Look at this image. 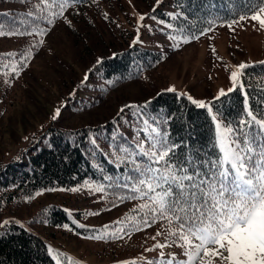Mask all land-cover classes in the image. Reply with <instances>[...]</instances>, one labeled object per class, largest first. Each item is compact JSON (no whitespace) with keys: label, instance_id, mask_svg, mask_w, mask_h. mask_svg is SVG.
<instances>
[{"label":"trees","instance_id":"trees-1","mask_svg":"<svg viewBox=\"0 0 264 264\" xmlns=\"http://www.w3.org/2000/svg\"><path fill=\"white\" fill-rule=\"evenodd\" d=\"M94 1L68 0L69 6L63 15L52 16V12L59 11L58 6L47 8L42 0H0V27L5 32L0 39L15 43L14 48H0V101L15 94L13 77H16V72L21 73L22 68L31 65L35 54L65 16L76 7ZM60 2L62 0H56L57 5ZM259 3L260 0H162L154 7L155 10H150L146 19L197 25L194 28L200 32L218 23L238 19ZM49 20L52 23H48ZM209 21L214 23L209 24ZM41 29L45 33L43 36L37 34ZM9 32L16 34L8 35ZM41 40L42 44L39 43ZM163 59L161 51L137 43L106 55L90 72L84 73L77 86H71L68 100L61 103L62 107H57L62 110L55 120L53 116L49 123L43 118L38 119L16 139L10 136L0 138V264H57V258L61 264H68L67 257H72L69 252L57 251L56 257L49 252L48 241L37 231L47 227L63 233L64 225H73L72 214L83 217L85 207L103 206L106 210L116 205L130 206L119 221L108 225L114 230L109 235H101L107 243H114L121 235V229L136 235L152 231L151 227L156 225L167 228V222L163 220L151 223L150 214L147 219L151 226H147L144 223L145 212L138 208L144 200L132 191L140 178L134 168L136 164L147 167L149 162L147 158L135 155V145L143 141L145 149H148V137L156 135L152 132L155 128L169 146L175 145L171 163L183 165L191 159L201 170L207 171L204 162L221 156L216 124L209 108L198 107L178 91L162 90L146 102L135 103L123 111L118 109L103 123L70 127L64 124L68 118L63 117L65 113L79 114L98 105L109 91L140 79ZM260 62L251 63L244 69L245 91L238 87L211 100L212 110L231 126L234 137L241 136L239 121L247 119L244 111L246 99L249 108L264 117V63ZM8 71H12L9 77L5 76ZM5 114L0 106V128ZM244 131L249 130L245 128ZM252 134L255 135V130ZM122 149H127V152ZM154 166L163 167L162 164ZM125 184L128 187H124ZM79 185L102 186L103 191L99 192L106 206L96 204L89 207L87 202L79 204L81 202L77 201L70 205L73 208L69 210L55 201L43 204L34 212L40 204V201L34 203L38 193L54 194L49 189ZM5 221L9 223L5 224ZM31 227L38 229L31 230ZM75 228L89 235L105 229L104 226ZM69 230L72 231L71 228ZM123 240L118 243H125ZM61 253L64 255H58Z\"/></svg>","mask_w":264,"mask_h":264},{"label":"rangeland","instance_id":"rangeland-1","mask_svg":"<svg viewBox=\"0 0 264 264\" xmlns=\"http://www.w3.org/2000/svg\"><path fill=\"white\" fill-rule=\"evenodd\" d=\"M156 5V0H95L70 11L48 36L31 65L22 68V72H16V77H13L15 94L12 93L10 97L6 96L0 101V106L6 111L0 128V138L10 136L16 139V136H20L38 119L43 118L49 123L57 107H62L61 103L68 100L71 86H77L84 73L90 72L97 60L127 48L137 36L139 46L161 51L164 55L163 61L140 79L109 91L98 105L79 114L65 113L64 115H70H63L68 118L64 121L65 125L76 127L103 123L118 109L146 102L153 95L169 88L188 98L202 100L207 108H211V100L219 97L221 89L227 93L229 88H233L231 73L237 70L236 66L264 60V29L259 28L258 22L240 21L232 28L227 26L228 22L218 23L209 27L212 31L200 35L205 29L197 32L194 28L197 25L174 23L172 20H147V14ZM140 15L145 16L143 21H139ZM193 35L199 36V39L183 42V37L190 38ZM8 47L14 48L15 43H10L6 38L0 39V48ZM16 70L17 68L14 71ZM12 71H8L5 76H11ZM241 84L245 91L243 75L236 82L235 89L241 87ZM211 113L216 118V131L217 124L221 128H231L212 108ZM17 124L20 125L14 127ZM231 135L234 137L233 132ZM12 139H9L10 142ZM72 188H78L79 191H67ZM59 189L54 194L39 193L34 203L40 201V204L34 208V212L43 204L55 201L69 210H72L74 202L77 201L81 202L79 204L87 202L89 207L103 204L104 201L102 193L94 191V186L79 185ZM103 205L106 206L105 203ZM85 208L83 217L72 214L73 225L64 228L63 233L47 227L40 231L38 227H31V230L38 229L37 233L53 249V255L56 256V252L60 250L69 252L68 255L74 257L79 264H125L132 261L135 264H149L150 261L159 264L161 249H147H153L158 242L172 241V238L167 237L166 229L158 225L151 227L152 231L136 235L122 231L119 236L125 239L122 244L118 243L123 239L119 237L114 243H107L104 239H89L87 237L106 233L109 235L114 229L107 227L89 235L75 227L108 226L119 221L130 206L128 208L116 205L106 210L103 206ZM157 232H163L164 235L157 236ZM163 251L165 258L175 254L177 261L186 259L182 254L183 249L175 245L164 248ZM120 252L125 253L117 254Z\"/></svg>","mask_w":264,"mask_h":264},{"label":"snow or ice","instance_id":"snow-or-ice-1","mask_svg":"<svg viewBox=\"0 0 264 264\" xmlns=\"http://www.w3.org/2000/svg\"><path fill=\"white\" fill-rule=\"evenodd\" d=\"M42 2L47 8L58 6L59 11L52 12V16L63 15L69 6L68 0H62L58 5L56 0H52L51 3L49 0ZM161 2L162 0H156L157 5ZM138 19L143 21L145 16L140 15ZM246 20L258 22L259 28L264 29V0H260V3L249 13L228 22L227 26L232 28L233 25ZM48 23H52V20ZM213 23L214 21H209V24ZM137 31L139 32V28ZM208 31L212 29H205L200 35ZM37 34L43 36L45 33L41 29ZM2 35H5V32L0 27V36ZM170 38L176 39V37ZM189 39H199V36L183 37V42L187 43ZM138 40L139 36L133 44ZM39 43L42 44L43 40ZM97 63H100V60H97ZM249 66L245 63L236 66L237 70L231 73L233 88H229L228 92L235 89L236 82L243 75L242 70ZM87 78L86 74L85 80ZM240 86L243 87L242 84ZM167 91L174 89L169 88ZM224 95L226 93L221 89L219 96ZM189 99L198 107H207L202 100H194L191 97ZM208 110L211 112V108ZM244 111L247 119L239 121L241 133L239 137L231 135L233 129L221 128L217 124V143L221 156L211 162H204L207 171L201 170V167L191 159L183 165L171 163V154L175 145L169 146L155 128L152 132L156 135L148 137L150 141L148 149H145L143 141L135 145V155L145 157L149 162L147 167L142 168L136 164L134 168L140 178L133 185L132 191L144 200L138 208L145 212L144 223L147 226H151L147 219L149 214L151 223H156L157 220L166 221L167 237L172 238L171 243L158 242L153 249H147V251L161 249L159 264H264V117L249 108L247 99ZM59 115L58 108L52 118L55 120ZM215 119L213 116V120ZM245 128L249 131L245 132ZM253 130L255 135L252 134ZM121 151L127 152V149ZM161 164L163 167L154 166ZM124 187L128 185L125 184ZM55 190L49 189V191ZM59 190L65 191V189ZM67 191L76 192L79 189L72 188ZM94 191H103V187H96ZM64 227L67 228L68 225ZM136 230L140 229L136 228ZM161 235L164 233L157 232V236ZM113 236H116V233H113ZM87 238L104 239L105 237ZM152 239L155 240V237ZM173 245L183 249L182 254L186 259L177 261L175 254L165 258L163 249ZM52 251L53 249L49 248V252ZM67 261L68 264H79L72 257H67ZM57 264H61L59 259ZM125 264H135V261ZM149 264L154 262L150 261Z\"/></svg>","mask_w":264,"mask_h":264}]
</instances>
